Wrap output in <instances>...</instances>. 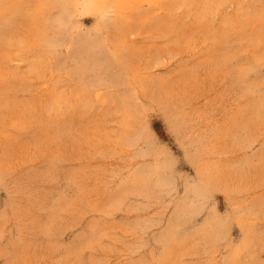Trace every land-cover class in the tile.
<instances>
[{
	"label": "rangeland",
	"instance_id": "obj_1",
	"mask_svg": "<svg viewBox=\"0 0 264 264\" xmlns=\"http://www.w3.org/2000/svg\"><path fill=\"white\" fill-rule=\"evenodd\" d=\"M0 264H264V0H0Z\"/></svg>",
	"mask_w": 264,
	"mask_h": 264
},
{
	"label": "bare ground",
	"instance_id": "obj_2",
	"mask_svg": "<svg viewBox=\"0 0 264 264\" xmlns=\"http://www.w3.org/2000/svg\"><path fill=\"white\" fill-rule=\"evenodd\" d=\"M111 1V0H110ZM108 3V2H107ZM111 3V2H110ZM104 5V4H103ZM106 6V5H105Z\"/></svg>",
	"mask_w": 264,
	"mask_h": 264
}]
</instances>
